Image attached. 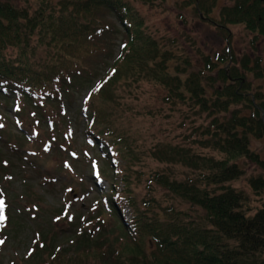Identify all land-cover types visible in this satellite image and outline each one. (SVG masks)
<instances>
[{
	"label": "trees",
	"instance_id": "obj_1",
	"mask_svg": "<svg viewBox=\"0 0 264 264\" xmlns=\"http://www.w3.org/2000/svg\"><path fill=\"white\" fill-rule=\"evenodd\" d=\"M177 2L225 36L229 44L216 59L191 38L204 64L193 62L174 38L146 31L133 0H0V98L16 99L20 117L58 125L73 91L91 82L94 66L105 67L82 111L88 140L108 157L110 189L67 247L54 245L57 233L41 235L31 252L39 247L46 259L42 252L26 264H264V151L255 144L264 140V91L248 76L264 80V59L255 52L237 59L230 46L235 24L264 41V1L225 0L218 17L212 13L219 0ZM114 33L121 34L120 51L107 66ZM142 80L166 90L169 110L186 105L187 116L206 112L207 124L193 123L198 147L159 141L147 148L140 141L128 100L133 91H119ZM37 128L29 133L42 141ZM147 157L163 166L144 170ZM249 162L260 171L247 176L246 189L234 182L247 175ZM0 200L1 226V194Z\"/></svg>",
	"mask_w": 264,
	"mask_h": 264
},
{
	"label": "rangeland",
	"instance_id": "obj_2",
	"mask_svg": "<svg viewBox=\"0 0 264 264\" xmlns=\"http://www.w3.org/2000/svg\"><path fill=\"white\" fill-rule=\"evenodd\" d=\"M224 1L219 0L218 7L213 10V17H218L219 6ZM133 2L146 17V22L143 19L144 26L149 27L146 31L168 39L174 38L190 54L193 62L195 58H200L202 63L203 60L191 45V38L213 59H216L215 54H222L229 44L214 25L201 19L191 7H180L177 0H166L165 3L157 2L154 5L138 0ZM104 17L117 27L112 14L107 13ZM231 29L230 46L237 59L245 54L252 55V52L264 59L263 39H254L253 33L243 25L235 24ZM115 33L111 40H107L110 50V56H106L107 66L120 51L121 34ZM13 52L12 48L7 51L8 54H14ZM94 68L96 75L91 82L73 91L70 109L58 125L38 122L32 117L24 119L19 115L22 107L16 99L0 98V122L5 121V126L0 127V194L5 197L3 209L6 217L0 226V241H3L0 243V264H26L27 261H35L45 251L36 247L35 253L31 252L34 241L41 235L47 237L53 232L57 233L54 245L67 247L72 233L82 226L83 221L96 215L95 210L102 200L100 193L110 189L107 180L111 179L107 173L108 157L88 140L87 121L82 111L87 92L105 71V67L97 68V71ZM248 76L254 88L260 86L264 91L263 79H255L252 74ZM130 91H133L128 100L134 110V130L136 135L141 133L139 139L147 148L159 141L198 147V144L192 142L196 137L193 123L206 122V112H202L203 117L198 119L200 113L187 116V112L190 113L191 110L186 105L169 110L170 104L165 103L166 90L153 81H134L131 88H122L119 94L127 96ZM35 115L38 118L40 116L38 111ZM35 126L38 127L36 131L42 141H34L29 133L30 128ZM255 144L257 149L264 151V140H258ZM203 150L206 153L212 151L208 148ZM213 153L217 154L216 151ZM146 160V171L163 166L154 158L147 157ZM93 163H97L101 171L98 178L93 174ZM246 170L247 175L234 184L249 189L247 176L260 170L250 162ZM134 187L137 192L141 189V192L145 191L138 181L134 182ZM258 203L256 196L252 194V204ZM124 210L125 216L130 218L129 208L125 206ZM63 216L75 223L70 225ZM46 257L47 254L43 252L41 259Z\"/></svg>",
	"mask_w": 264,
	"mask_h": 264
},
{
	"label": "snow or ice",
	"instance_id": "obj_3",
	"mask_svg": "<svg viewBox=\"0 0 264 264\" xmlns=\"http://www.w3.org/2000/svg\"><path fill=\"white\" fill-rule=\"evenodd\" d=\"M2 205H3V201L0 200V206H2ZM0 219H3L2 215H0ZM0 243H3V241H0Z\"/></svg>",
	"mask_w": 264,
	"mask_h": 264
},
{
	"label": "water",
	"instance_id": "obj_4",
	"mask_svg": "<svg viewBox=\"0 0 264 264\" xmlns=\"http://www.w3.org/2000/svg\"><path fill=\"white\" fill-rule=\"evenodd\" d=\"M264 1V0H263Z\"/></svg>",
	"mask_w": 264,
	"mask_h": 264
}]
</instances>
